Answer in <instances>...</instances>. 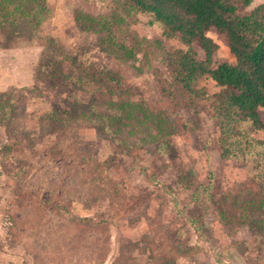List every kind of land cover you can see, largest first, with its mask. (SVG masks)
<instances>
[{"label": "rangeland", "instance_id": "rangeland-1", "mask_svg": "<svg viewBox=\"0 0 264 264\" xmlns=\"http://www.w3.org/2000/svg\"><path fill=\"white\" fill-rule=\"evenodd\" d=\"M45 2L34 34L0 30L1 86L8 68L23 82L33 72L31 85L0 97V264H264V161L221 155L215 82L197 79L194 91L204 94L194 103L174 86L185 125L159 133L170 144L163 153L140 121L153 113L175 124L155 71L169 76L168 55L186 46L122 0ZM86 17L109 18L118 47ZM207 35L217 44L213 64L233 62L224 35ZM252 136L264 140V131ZM209 181L213 213L183 208L193 186Z\"/></svg>", "mask_w": 264, "mask_h": 264}, {"label": "trees", "instance_id": "trees-1", "mask_svg": "<svg viewBox=\"0 0 264 264\" xmlns=\"http://www.w3.org/2000/svg\"><path fill=\"white\" fill-rule=\"evenodd\" d=\"M122 3L131 12L150 14L153 20L162 24L165 37L177 38L186 46L185 49L168 53L169 76L164 77L155 71L159 91L172 102V112L176 115L175 124H165L162 115H140L144 127L149 124L148 128H154L149 133L157 142L156 150L163 153V148L170 145L164 135L159 134L161 131L169 127L174 129L173 125H177V120L181 126L185 125L182 118L177 116L174 86L180 85L188 100L194 103L199 94H204L194 91V85L197 79L205 76L218 86V91L214 93L213 115L220 128L218 143L221 155L230 159L250 157L257 163L264 161V140L252 136L256 130L264 131V118L260 115V109L264 107V1L243 14H238L237 11L247 8L252 0H122ZM48 13L45 0H0L1 33L19 34L24 31L25 34H34ZM90 21L94 26L97 25V28H93L94 31L103 32L102 41L110 42L116 49L118 45H115L114 36L108 30L109 18L86 17L82 20L86 24ZM211 28L224 35L229 52L234 58L233 62L213 64L217 44L207 35ZM192 43H197L203 50L202 59L197 58ZM126 50L129 53L131 51ZM5 91H0V97L7 99ZM1 101L0 99L3 104ZM4 109L6 118L9 107ZM119 113L117 110L116 114ZM126 113L132 115L133 112ZM116 114L112 116L113 119ZM104 117L107 119L109 116ZM148 178L154 180L153 174ZM209 186L210 181L193 186L190 201L183 208L195 206L202 217L212 214ZM262 187L264 189L263 185ZM187 219L200 236H205L204 227L197 223L196 216H188Z\"/></svg>", "mask_w": 264, "mask_h": 264}, {"label": "crops", "instance_id": "crops-1", "mask_svg": "<svg viewBox=\"0 0 264 264\" xmlns=\"http://www.w3.org/2000/svg\"><path fill=\"white\" fill-rule=\"evenodd\" d=\"M16 49L17 48H9L8 51L9 50H16ZM0 53H2L1 50H0ZM4 55L5 54H3V55L0 54V60H2ZM7 65H10L9 62H8ZM8 69L10 71H12V74L11 75L7 74L8 75V76H6V82L7 83L4 84L3 86H1V84H0V91H4L8 87H11V86H22V85H28L29 86V85H31L30 81L33 78L32 67H31V70H30V74L28 75V79L24 80V82H23V78H26V77H22L20 74H18V70L17 69H19V68L16 67V68H13V69L12 68H8Z\"/></svg>", "mask_w": 264, "mask_h": 264}]
</instances>
